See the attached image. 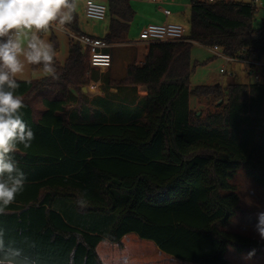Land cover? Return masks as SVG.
<instances>
[{"label": "trees", "instance_id": "16d2710c", "mask_svg": "<svg viewBox=\"0 0 264 264\" xmlns=\"http://www.w3.org/2000/svg\"><path fill=\"white\" fill-rule=\"evenodd\" d=\"M190 1L186 41L149 45L144 61L131 65L125 82L115 87H143L140 111L87 123L79 122L90 121L86 116L72 115L82 107L76 92L100 79L89 65L88 50L73 41L61 64L57 39H50L58 79L45 74L16 80L20 87L14 94L26 105L20 115L35 139L30 148L18 145L10 154L27 182L0 213V264H21L25 258L29 264H103L99 244H121L129 234L190 264H229L230 247L264 256V239L225 231L241 212L231 183L235 175L243 170L264 188V68L260 83L225 89L190 84L195 44L263 61L264 25L254 28L252 4ZM105 4L111 20L103 39L119 45L136 12L128 0ZM64 27L83 35L75 11ZM31 69L44 73L43 64ZM38 97L44 110L36 117L32 102ZM192 97L222 103L198 117L190 107Z\"/></svg>", "mask_w": 264, "mask_h": 264}, {"label": "rangeland", "instance_id": "374dc122", "mask_svg": "<svg viewBox=\"0 0 264 264\" xmlns=\"http://www.w3.org/2000/svg\"><path fill=\"white\" fill-rule=\"evenodd\" d=\"M100 3L105 4L106 0H98ZM229 0L228 2H234L237 4H252L256 8V13L253 18V26L255 29H261L264 25V0ZM164 2V0H163ZM190 0H166L168 4L165 6L154 5L142 3L143 7H151L155 12H162V10H169L172 16L166 23H172L182 26L190 32ZM147 4V5H146ZM84 1L75 0V14L78 20V25L83 34L94 36L96 38H105L109 32V24L111 17L109 13L107 14L105 21L90 20L85 16L84 13ZM54 28H49L45 32L38 33L39 37L47 43H50L51 37H55L59 44V54L57 59L61 64H64L68 58L69 54V43L72 41L69 29L64 31L63 27L58 25V22L53 23ZM140 24L134 23L131 26L129 34L126 38L119 44L110 48V54L112 57V66L109 70H96L100 74V79L98 81H91L87 87H85L81 93L76 92L81 102V108H74L72 115L76 116H86L87 119H80L79 122H103L105 116H122L129 113L131 110L140 111L143 108L145 89L143 87L137 88V91H133L128 88L116 89L119 83H124L126 80V74L128 68L133 64H141L147 54L148 44L139 43L140 42ZM31 33L26 37H22L24 40L25 47L27 40L30 38ZM21 61L24 63V70L14 77L16 80L21 81H33L42 79L45 76L43 72H34L31 69V64H28L24 57H20ZM191 62L195 65L194 73L191 75L190 84L191 87L206 86L221 84L222 88L225 89L228 85L232 83L239 84H251L254 83V74L249 75L247 70L250 66L242 63H226L223 59L215 56L212 52V48L203 47L195 44L191 51ZM225 68L226 73L221 74L220 69ZM255 69V68H253ZM246 70V71H245ZM245 71V72H244ZM96 86V87H94ZM105 100L108 104H102L99 100ZM222 103V99L215 101L214 99H203L198 100L192 97L190 100L191 109L197 114L198 117L205 116L208 112H214L218 104ZM33 110L36 117H39L41 112L44 110L41 98L38 97L32 102ZM78 109V110H77ZM200 114V116L198 115ZM138 115H144V111L139 112ZM103 119V120H102ZM106 119V118H105ZM109 123L110 119L107 118ZM237 188V193L240 196V210H244L236 215L232 219L230 225L225 229L227 232L241 233L242 235L251 236V232H243L242 228L244 223L254 224L257 222V216L245 210H264V188L257 185L247 174L241 170L239 171L234 179L231 181ZM256 233V232H253ZM137 236L135 234L128 235L126 244H119L120 247H113L111 251L103 254L102 256L106 260V264H113V255L128 256L135 255L137 257L155 253V245L151 242L139 243L134 241ZM130 241V242H128ZM148 248H147V247ZM116 248V249H114ZM103 253V252H102ZM146 253V254H145ZM160 254L159 252H157ZM241 254L235 251L231 247L226 253V259L233 261L235 255ZM243 256H251L252 253H243ZM249 254V255H247ZM239 256V255H237ZM103 263V262H102ZM246 264V263H245Z\"/></svg>", "mask_w": 264, "mask_h": 264}, {"label": "clouds", "instance_id": "9594fccd", "mask_svg": "<svg viewBox=\"0 0 264 264\" xmlns=\"http://www.w3.org/2000/svg\"><path fill=\"white\" fill-rule=\"evenodd\" d=\"M75 11V0H0V213L15 201L24 190L27 175L10 155L18 145L31 147L35 133L20 115L26 107L19 89L17 74L24 70L23 56L28 64H43L45 74L58 79L54 66L53 45L42 40L38 33L47 31L58 22L60 27L70 24ZM31 33L25 47L22 37ZM84 206V201H78ZM255 231L264 239V211L257 212ZM4 242L0 239V250ZM11 255L19 257V251ZM21 264H29L25 258Z\"/></svg>", "mask_w": 264, "mask_h": 264}, {"label": "built area", "instance_id": "2783aa9c", "mask_svg": "<svg viewBox=\"0 0 264 264\" xmlns=\"http://www.w3.org/2000/svg\"><path fill=\"white\" fill-rule=\"evenodd\" d=\"M85 16L90 20L105 21L108 14V8L106 4H102L97 0H83ZM147 3L162 5L163 0H142ZM209 4H215L217 2H228L229 0H203ZM258 3L256 0L255 2ZM166 16H170L171 13L168 10L164 11ZM55 25H51L50 28H54ZM66 32V28H63ZM188 32L180 25L172 23H149L140 32V42L143 44H170L186 41ZM73 42L79 43L89 52V65L92 69L97 70H109L112 66V57L108 50L115 45L105 41L102 38H96L88 35H79L71 33L70 35ZM212 52L215 56L223 59L226 63H242L250 66L247 72L249 75L254 74V83H260L262 79V70L264 68V60L258 61L255 56L251 59H239L238 57L227 56L218 47H213ZM255 68V69H253ZM221 74H225V68L220 69ZM96 87V86H94Z\"/></svg>", "mask_w": 264, "mask_h": 264}, {"label": "crops", "instance_id": "0c3cea01", "mask_svg": "<svg viewBox=\"0 0 264 264\" xmlns=\"http://www.w3.org/2000/svg\"><path fill=\"white\" fill-rule=\"evenodd\" d=\"M128 1L130 2L132 8L136 12V17L134 19L133 25H134L135 22L137 24H140V26H141L140 27V32L149 23H166V21H169V18L172 16V14L170 16H166L164 14V11L166 9L162 10V8H160L162 12H157L156 13L155 12L156 10H154L155 8L154 9L152 8L153 6H151V7H143V6H141L142 3L144 2L142 0H128ZM144 3H147V2H144ZM164 3H166V0H164L163 4ZM147 4L154 5L155 7L157 5V4H152V3H147ZM165 5H168V4H164L163 6H165ZM88 36H90V35H88ZM92 37H94V36H92ZM242 211H244V210H242ZM245 211L251 213L254 216H257V212L264 211V210H245ZM70 213H72L75 216H79V214H81V212H79L78 210H75V211L74 210H70ZM256 223H254V224H249V223L245 224L244 223V227L241 230H242V233L243 232H251V236H247V235H245V236L251 237V238H255V239L259 240L261 238H260V236L258 235V233L254 229V226L256 225ZM253 232H256V233H253ZM127 237H128V235H126L122 239V241H121L122 244H126L127 243V242L124 243L126 241ZM137 237L135 238L134 241H137L139 243H142L140 241L151 242V241L144 240V239H141V238L138 237V239H140V241H139L137 239ZM128 242H130V241H128ZM151 243H153V242H151ZM123 246L120 247L119 244L111 243V242H108V241H103L97 247V253H98L100 259L102 260L103 264H106V260H108V259L105 260V258L102 255L106 254L108 251L110 252L113 247L123 248ZM155 247H156L155 248L156 249L155 253H151V254H147V255H144V253H143V255L139 256V257H137L135 255H131V256L128 255L126 257L125 256L116 257V256L113 255V259H114L113 264H190V263L179 261L175 257L161 252L157 248L156 245H155ZM114 249H116V248H114ZM157 252H159L160 254H158ZM237 255H239V256H237ZM237 255H235V257L233 258V261H229L227 259L229 264H245V263L246 264H264V256L251 254L252 257L251 256H247L246 257V256H243L244 255L243 253L237 254ZM247 255H249V254H247Z\"/></svg>", "mask_w": 264, "mask_h": 264}, {"label": "water", "instance_id": "95a60500", "mask_svg": "<svg viewBox=\"0 0 264 264\" xmlns=\"http://www.w3.org/2000/svg\"><path fill=\"white\" fill-rule=\"evenodd\" d=\"M200 116V114H198Z\"/></svg>", "mask_w": 264, "mask_h": 264}]
</instances>
